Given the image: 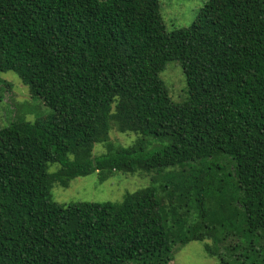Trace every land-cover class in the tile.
I'll use <instances>...</instances> for the list:
<instances>
[{"label":"trees","instance_id":"obj_1","mask_svg":"<svg viewBox=\"0 0 264 264\" xmlns=\"http://www.w3.org/2000/svg\"><path fill=\"white\" fill-rule=\"evenodd\" d=\"M170 62L179 103L159 78ZM6 72L51 113L0 129V264H170L205 240L221 264H264V0H207L170 31L159 0H0ZM112 125L139 138L93 157ZM135 172L158 185L119 203L51 198Z\"/></svg>","mask_w":264,"mask_h":264},{"label":"rangeland","instance_id":"obj_2","mask_svg":"<svg viewBox=\"0 0 264 264\" xmlns=\"http://www.w3.org/2000/svg\"><path fill=\"white\" fill-rule=\"evenodd\" d=\"M207 0H159L160 12L167 31L187 28L196 18L199 10ZM164 83L169 98L174 103L183 101L186 97V82L182 68L177 62H170L159 74ZM51 113L41 100L30 96L28 87L22 83L17 75L12 72L0 74V129L7 126L10 121L24 120L34 122L36 119L46 117ZM11 121V122H12ZM139 138L133 133H119L112 125L111 129L103 135L104 141L94 144L92 156L96 157L118 147L131 146ZM147 151L155 152L166 143L146 138ZM187 166V165H186ZM185 166V167H186ZM184 167V168H185ZM58 167L52 165L49 172L57 171ZM182 170L183 168H175ZM155 174L135 172L133 174L116 173L101 182L96 173L72 180L67 187L54 184L51 189V198L57 204L84 203V202H111L119 203L126 193L138 189L157 186ZM161 180V179H159ZM244 231L242 227L237 228ZM246 242L245 235L240 236ZM232 239H234L232 241ZM231 240V241H230ZM228 241L231 245L238 244V238L232 237ZM208 245L212 249V241H192L174 251V260L170 264H221V256H227L220 248L215 255L209 256L205 251Z\"/></svg>","mask_w":264,"mask_h":264}]
</instances>
